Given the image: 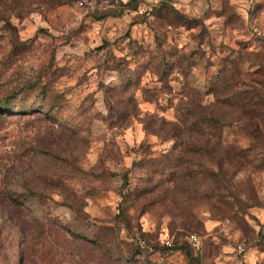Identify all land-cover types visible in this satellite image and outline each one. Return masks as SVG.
Masks as SVG:
<instances>
[{
	"label": "rangeland",
	"instance_id": "1",
	"mask_svg": "<svg viewBox=\"0 0 264 264\" xmlns=\"http://www.w3.org/2000/svg\"><path fill=\"white\" fill-rule=\"evenodd\" d=\"M263 83L264 0H0V264H264Z\"/></svg>",
	"mask_w": 264,
	"mask_h": 264
},
{
	"label": "trees",
	"instance_id": "2",
	"mask_svg": "<svg viewBox=\"0 0 264 264\" xmlns=\"http://www.w3.org/2000/svg\"><path fill=\"white\" fill-rule=\"evenodd\" d=\"M72 2H74V0H71ZM110 1V0H108ZM96 6H98V4H96L94 7H90V6H82L83 9H93L95 8ZM86 7V8H85ZM238 83H241V82H238ZM245 83V82H243ZM242 83V84H243ZM227 87H229L230 85L226 84ZM248 90L247 91H243V94L242 93H233L234 94V97H237V100L239 101L237 106L241 107V110L242 111H250V114H252V110L251 109H254V106H250L249 102L255 98V97H258V96H261L262 98H264V83L262 84L261 86V89H258L257 87H255L254 84H248ZM260 103H263L262 100H260ZM255 109H258L255 107ZM262 116H264V110L262 111ZM210 121H213V123H219L216 119L214 118H211ZM146 232L143 230V232L139 233L135 238H134V242L135 244L137 245L138 249L141 251V252H144V251H147V249L149 248L148 246V242H147V239L145 237V234ZM72 235H75L74 233H72ZM258 240H260V242H262L261 240V236H260V230H259V233H258ZM77 237V235H75ZM81 237V236H79ZM166 240V239H165ZM164 240V242H165ZM190 241V240H189ZM162 243V247L165 248L166 250H178L180 248H185L184 246L181 247L180 245L179 246H175L174 244L171 243L170 246L166 245L165 243ZM263 243V242H262Z\"/></svg>",
	"mask_w": 264,
	"mask_h": 264
},
{
	"label": "built area",
	"instance_id": "3",
	"mask_svg": "<svg viewBox=\"0 0 264 264\" xmlns=\"http://www.w3.org/2000/svg\"><path fill=\"white\" fill-rule=\"evenodd\" d=\"M108 0H74V2L77 4V6H90V7H94L96 4H101L103 2H107ZM260 236H261V240L264 243V227L260 230ZM190 238L192 240H195L196 237L194 235H190ZM166 245L170 246L171 245V241L166 239L164 242Z\"/></svg>",
	"mask_w": 264,
	"mask_h": 264
}]
</instances>
